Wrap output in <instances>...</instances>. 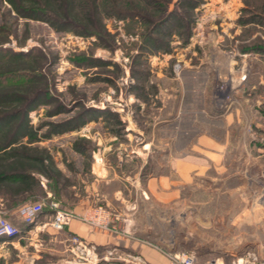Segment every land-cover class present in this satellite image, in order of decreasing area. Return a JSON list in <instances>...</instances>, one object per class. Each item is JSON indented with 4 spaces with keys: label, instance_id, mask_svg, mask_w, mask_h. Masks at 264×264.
Listing matches in <instances>:
<instances>
[{
    "label": "rangeland",
    "instance_id": "obj_1",
    "mask_svg": "<svg viewBox=\"0 0 264 264\" xmlns=\"http://www.w3.org/2000/svg\"><path fill=\"white\" fill-rule=\"evenodd\" d=\"M188 1L161 0L182 20L155 26L158 16L145 0H0V51L42 55L0 64V74L44 76L4 82L0 117L35 99L28 137L17 145L50 147L39 167L63 184L81 185L101 157L135 164L123 171L139 172L144 184L161 179L170 161L186 157L179 148L210 134L214 149L188 157L207 162L188 184L173 171L171 187H153L155 199L139 202L136 235L166 254L167 264L192 254L197 264H264V54L256 53L264 49V0H192L194 9ZM29 9L47 14L30 18ZM127 11L151 22L121 20ZM159 43L168 52L156 50ZM57 161L69 178L59 177ZM136 163L146 165L139 171ZM34 224L0 239V264H131L108 263L127 255L104 249L87 262L63 229L51 241ZM38 242L39 256L24 259L33 252L28 244Z\"/></svg>",
    "mask_w": 264,
    "mask_h": 264
},
{
    "label": "crops",
    "instance_id": "obj_2",
    "mask_svg": "<svg viewBox=\"0 0 264 264\" xmlns=\"http://www.w3.org/2000/svg\"><path fill=\"white\" fill-rule=\"evenodd\" d=\"M249 56L258 55L251 53ZM232 121L235 124L237 122L232 120V118L228 119V123ZM261 125L263 128L264 124ZM198 135L200 138L196 144L191 141L179 148V153L181 155L185 154L186 157L184 160L170 161V174H166L161 179L150 177L146 180V184L139 178V172L136 176V174H126L123 171L125 168L135 164L124 160L110 161L108 158L103 157L100 159L96 158L91 162L89 171L85 174V180L81 179L83 182L81 185L75 181L63 184L51 174L47 175L39 167L46 164V159L43 155L49 151L51 153L52 149L50 147H9L0 150V171L5 170L4 168L9 166L5 170L7 171L6 175H9V180L0 183V215L16 221L20 208L25 204H45L51 200L57 201L63 210L76 216L63 230L66 232L67 237H78L80 239L79 246H76L75 252L76 254H83L87 262L98 258L96 249H104L110 254L125 252L127 255L126 258L112 257L105 259L108 263L121 261L131 264H167L169 258L166 254L152 245L151 242H148V240L136 235L134 228L138 222L137 215L140 213L138 204L141 201L149 203V201L155 199H152L155 196L153 187L156 188L158 185L171 187L173 185V171H175L176 179L181 182V185H185L188 184L196 171L206 166V161H193L188 158L190 154L212 151L214 149L210 146L214 141L210 134L205 132L201 136L200 134ZM11 152H25L27 156L15 158L5 155ZM222 153L224 152L217 151L214 154L219 155ZM14 159H20V162L16 164ZM61 162L53 163L57 168L59 177L63 175L69 178V176L64 174L65 171L61 166ZM145 165L146 163L142 166ZM20 166L21 169L18 168L16 171L13 169ZM142 166L136 163L139 171ZM87 176L89 178L88 181L86 179ZM78 186L80 188L83 187L84 191L82 193H79L80 188ZM133 192L138 197H134ZM166 192H170L168 201L171 202L172 192L171 190ZM98 205L105 207L111 213L109 229L92 226L80 220V217ZM53 215L54 213L46 206L43 213L36 220L35 226L32 227L37 230L42 239L47 237L51 241L57 239L55 236L59 233V230H55L52 225ZM147 216H149L148 212L145 213L146 218ZM23 227L27 230L31 225L23 223ZM25 230L22 233H27ZM41 245L40 242L29 243L28 248L33 252L28 254L27 258L24 257V259L30 262L36 259L37 257L35 256H39L37 254L41 253L38 250ZM34 247H36V251L32 249ZM21 248L25 250L24 247ZM35 253L37 254L35 255Z\"/></svg>",
    "mask_w": 264,
    "mask_h": 264
},
{
    "label": "trees",
    "instance_id": "obj_3",
    "mask_svg": "<svg viewBox=\"0 0 264 264\" xmlns=\"http://www.w3.org/2000/svg\"><path fill=\"white\" fill-rule=\"evenodd\" d=\"M9 1L10 3H13V0H9ZM145 3L147 5L153 3L154 9L152 12L153 14H155V16H158L157 18H155L157 21H155L154 19V23L152 22V24H155V26L162 25L164 23L166 24L169 21H173V19H177V16L178 17L180 16V14L176 13L177 12L176 8L173 9L172 11L170 4L168 5L163 2L161 3V0H145ZM188 4L191 6V9H194L196 6V4L193 3L192 0L191 1L189 0ZM127 12L128 13L119 14V18L121 20H126V19L140 20L142 19L145 22H151V19H147L149 17L142 16L141 14L136 13L135 11H127ZM25 13H26L25 16H28L34 19H38V18L40 19V14H47V11L46 10L44 11L43 9H36V10L29 9L28 11L26 10ZM185 18L187 19V16H185ZM179 19L182 20V16H180ZM241 25H245V24L242 23ZM0 32H2V30H0ZM154 47L156 50L163 51V52H168L167 48H169L168 45H165L163 43H159V45H155ZM251 52L253 51L251 50ZM256 53L262 55L264 54V49L260 48V51ZM40 57H42V55L39 52L36 53L35 51L25 53V54H17V53H13L9 49H6V50L0 51V64L12 65L14 62H19V60L30 62L32 59L34 60ZM31 71L32 72L27 73V75L25 72H29V71H16V72L8 71L3 74H0V78H6L7 80V81L0 80V87L4 85V82H9L10 84L17 83V84L24 85L23 83L38 81L44 78L42 73H39L37 70L35 71L31 70ZM34 104H36L35 99H33L30 104H26L20 110L14 111L12 113H9V114H6L0 117V150L7 149L9 147H22V148L29 147V145H17V144H19V142L23 138L28 137V132L25 129H28L30 127L29 110ZM10 128H12L10 131L11 134L8 137H1L3 134H6L7 131L9 132ZM5 155L8 157H15V158L27 156L25 152H22V153L21 152H11ZM19 160L20 159H14V162L17 164V162H20ZM8 167L9 166H6L4 169L6 170ZM18 168L21 169V166L17 168H13V169L16 171L18 170ZM5 170L0 171V173L2 172L0 174V183H3L4 181L9 180V175H6L7 171ZM47 174L49 173L47 172ZM14 238H10V239H14Z\"/></svg>",
    "mask_w": 264,
    "mask_h": 264
},
{
    "label": "built area",
    "instance_id": "obj_4",
    "mask_svg": "<svg viewBox=\"0 0 264 264\" xmlns=\"http://www.w3.org/2000/svg\"><path fill=\"white\" fill-rule=\"evenodd\" d=\"M44 205L54 213L53 227L55 229H64L69 223L76 218V216L68 211L60 208V204L56 201L47 203L25 204L19 212L18 217L26 225H33L38 219L39 215L44 211ZM111 213L103 206L94 207L92 210L86 212L80 220L92 226L102 229H109ZM20 229L14 222L6 217L0 215V239H10L20 235ZM74 242H80L78 237H74ZM172 264H197L195 255H185L180 259L174 260Z\"/></svg>",
    "mask_w": 264,
    "mask_h": 264
}]
</instances>
